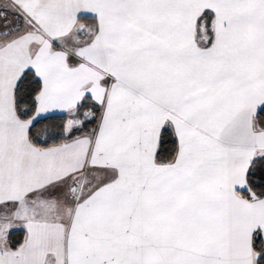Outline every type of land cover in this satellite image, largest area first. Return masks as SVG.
Segmentation results:
<instances>
[{
  "label": "snow or ice",
  "instance_id": "1",
  "mask_svg": "<svg viewBox=\"0 0 264 264\" xmlns=\"http://www.w3.org/2000/svg\"><path fill=\"white\" fill-rule=\"evenodd\" d=\"M0 264H264V0H0Z\"/></svg>",
  "mask_w": 264,
  "mask_h": 264
}]
</instances>
